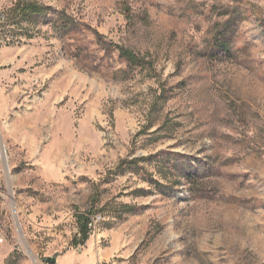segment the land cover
<instances>
[{
	"label": "rangeland",
	"instance_id": "1",
	"mask_svg": "<svg viewBox=\"0 0 264 264\" xmlns=\"http://www.w3.org/2000/svg\"><path fill=\"white\" fill-rule=\"evenodd\" d=\"M19 1L0 264H264V0H21L39 22Z\"/></svg>",
	"mask_w": 264,
	"mask_h": 264
},
{
	"label": "trees",
	"instance_id": "2",
	"mask_svg": "<svg viewBox=\"0 0 264 264\" xmlns=\"http://www.w3.org/2000/svg\"><path fill=\"white\" fill-rule=\"evenodd\" d=\"M10 11L12 13H16V15L18 14L23 15L29 20H32V21L37 20V22H39L41 19L45 17L46 12L48 11V7L39 5L37 4V2L30 3V2H25V1L20 0L19 2H17V4H15L13 9ZM1 16L4 17L3 14ZM119 48H120V53H121L122 58L125 59V61H127L128 63H130V65H133V64L137 65L138 63L142 64L143 62L142 60L137 61V59H135V54L132 50L126 47H123V46H120ZM77 220H78L79 229H80V239L77 241V243L84 244L89 239L90 219L88 215L83 214V213H78Z\"/></svg>",
	"mask_w": 264,
	"mask_h": 264
},
{
	"label": "water",
	"instance_id": "3",
	"mask_svg": "<svg viewBox=\"0 0 264 264\" xmlns=\"http://www.w3.org/2000/svg\"><path fill=\"white\" fill-rule=\"evenodd\" d=\"M3 150V160L5 162V164L7 165V154H6V150H5V147L1 141V151ZM7 168V166H6ZM48 262L51 263V264H56L58 262V259L56 257H48L47 258Z\"/></svg>",
	"mask_w": 264,
	"mask_h": 264
},
{
	"label": "built area",
	"instance_id": "4",
	"mask_svg": "<svg viewBox=\"0 0 264 264\" xmlns=\"http://www.w3.org/2000/svg\"><path fill=\"white\" fill-rule=\"evenodd\" d=\"M89 225L92 226V221H90Z\"/></svg>",
	"mask_w": 264,
	"mask_h": 264
},
{
	"label": "crops",
	"instance_id": "5",
	"mask_svg": "<svg viewBox=\"0 0 264 264\" xmlns=\"http://www.w3.org/2000/svg\"><path fill=\"white\" fill-rule=\"evenodd\" d=\"M58 262H59V260H58Z\"/></svg>",
	"mask_w": 264,
	"mask_h": 264
}]
</instances>
